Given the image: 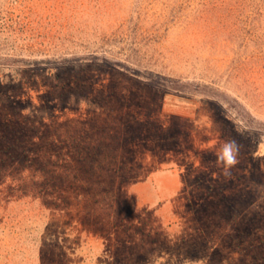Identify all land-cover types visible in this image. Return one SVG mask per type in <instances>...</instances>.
<instances>
[{
  "label": "rangeland",
  "instance_id": "374dc122",
  "mask_svg": "<svg viewBox=\"0 0 264 264\" xmlns=\"http://www.w3.org/2000/svg\"><path fill=\"white\" fill-rule=\"evenodd\" d=\"M0 81V264H264V0H0Z\"/></svg>",
  "mask_w": 264,
  "mask_h": 264
},
{
  "label": "clouds",
  "instance_id": "9594fccd",
  "mask_svg": "<svg viewBox=\"0 0 264 264\" xmlns=\"http://www.w3.org/2000/svg\"><path fill=\"white\" fill-rule=\"evenodd\" d=\"M239 145L234 140H226L217 153V163L225 175L238 163Z\"/></svg>",
  "mask_w": 264,
  "mask_h": 264
},
{
  "label": "trees",
  "instance_id": "16d2710c",
  "mask_svg": "<svg viewBox=\"0 0 264 264\" xmlns=\"http://www.w3.org/2000/svg\"><path fill=\"white\" fill-rule=\"evenodd\" d=\"M15 61H17V64L18 65H22V66H28V67H41V65H45V64H48L50 62H48L47 60H44V59H23L21 58L20 60L16 59ZM6 85H4V82H1L0 81V87H5ZM175 90H179V91H182L183 88H174ZM17 187L18 184H15Z\"/></svg>",
  "mask_w": 264,
  "mask_h": 264
}]
</instances>
